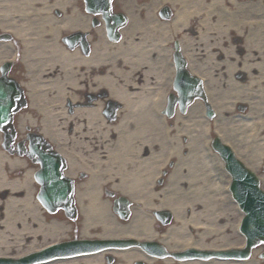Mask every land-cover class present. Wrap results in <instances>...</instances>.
<instances>
[{"label": "bare ground", "instance_id": "1", "mask_svg": "<svg viewBox=\"0 0 264 264\" xmlns=\"http://www.w3.org/2000/svg\"><path fill=\"white\" fill-rule=\"evenodd\" d=\"M7 1L10 2V0L0 1V30L13 33L16 41L0 42V63L16 56V42L19 41L22 46V61L29 66V69L31 66H36L30 69L31 72L29 71V74H32L31 83L35 85L41 83V80H38L41 71L49 76L54 73L50 69L56 65L60 67L56 78H49L50 80L47 81V84L56 86L53 99L63 100L59 89L61 87L58 85L68 83L72 85L74 72L84 76L88 71L92 72L90 69H99L107 60L115 63L116 60L122 59L130 65L131 70L137 68L139 64L142 65L145 77L143 83H147L149 76L153 77L155 92L151 94L152 99L148 102L147 98L151 91L144 84L141 98L125 108L124 111L127 113L125 119L112 128L118 131V140L121 142L106 146L103 151L107 159L104 167H107L108 172L121 175L125 183L122 187H134L139 192L147 193L150 185L146 186L149 184L150 176H145L142 172L145 170L153 172L157 168L156 163L162 161L165 151L171 147L167 146L163 139L171 138L174 159L179 152L185 149L188 152L186 158L181 157L182 159L178 160L176 157L178 161L175 173L173 177L168 178V182L173 186L172 192L174 195L178 193L177 187L181 180L180 167L188 166L192 180L205 177L206 194L200 196L199 202H208L206 216L215 224L216 233L228 232L232 216L231 208L215 201V193L221 186L211 182L212 167L206 161V151L202 141L205 142L206 138L212 135H220L225 142L231 141L238 152L248 154L257 172L264 170V6L262 5L264 0H229L233 3L229 7L225 5L228 0H206V3L203 0H171L177 4V12L171 22H161L150 12L142 22L131 21L125 29L126 37L117 45H113L114 49L110 55L106 52L102 56L94 53L92 58H83L77 49L70 51L56 42L59 29L82 28L80 22L75 20L74 13L56 23L49 18L38 20L39 10H36L33 4L41 0H21L17 5L13 3L5 5ZM197 11L203 15V19L198 27L199 38L194 39L186 32L191 30ZM171 27L185 33L181 44L188 60V68L192 74L203 80L205 101L210 102L217 114L213 120L203 115L202 101H195L185 113L178 112L174 123H165L157 117V112L162 108V97L173 75L164 49V43L168 41V36L165 35L169 33ZM231 29L235 30L237 36L245 31L244 41L237 40L238 43L236 42L235 45L228 41L226 37ZM113 63L110 67L111 71L106 73V76L115 71ZM67 66L70 68L68 69ZM34 80L37 82H33ZM224 82L229 87V91L226 90ZM221 85L223 87L220 88ZM130 115H135L132 122L127 118ZM34 124L35 121L28 113H23L19 117L20 130ZM124 127L133 131L123 134L120 130ZM44 130L48 132L46 126ZM45 136L57 149L66 152L64 149L66 145L61 142H66L70 136L65 133L61 138H55L51 133ZM131 136L137 137L134 140L136 146L142 148L148 146L151 149L148 157L139 156L138 147H134ZM181 137L186 138V141L182 142ZM157 150L160 152H156ZM70 157V174L86 167L85 164L80 166L72 160L78 158L74 151H71ZM97 162L95 167L101 166V161ZM99 175L98 173L93 176L91 180L93 185L83 186L89 200H79L83 215L81 233L90 234L95 231L102 237L132 234L139 238H153L156 234L148 220L150 216L139 208L135 209L133 221L127 226L120 227L112 223L114 217L108 212L107 203L99 197L97 186V180L100 181ZM262 176L264 187V174ZM35 185L33 170L26 165L25 160L10 154L8 150L4 151L1 147L0 258H18L67 238L66 234L70 228L66 222L43 217L40 206L34 199L37 189ZM168 201L174 207L182 204L177 198ZM147 203L145 205L154 206L153 200ZM195 216L196 214L193 215ZM176 219L183 218L177 213ZM112 225L116 226L114 232L110 229ZM173 231L178 229L170 228L167 239L174 236ZM211 233L209 229L208 235ZM177 247L175 244H170L169 250L175 251ZM258 252L259 250L255 251L256 254ZM116 257L118 262L115 264H131L139 254L131 249L120 252ZM101 260L102 255L98 254L70 261L59 259L45 264H102ZM146 262L147 264L174 263L167 258L158 261L148 258ZM206 264H264V258L256 255L241 263L210 261Z\"/></svg>", "mask_w": 264, "mask_h": 264}, {"label": "flooded vegetation", "instance_id": "2", "mask_svg": "<svg viewBox=\"0 0 264 264\" xmlns=\"http://www.w3.org/2000/svg\"><path fill=\"white\" fill-rule=\"evenodd\" d=\"M20 1L10 0L5 5L10 3L17 5ZM203 2L206 3L207 1L203 0ZM230 4L231 2L228 0L225 5L229 7ZM33 7L39 10L38 20L49 18L55 23L66 19L73 13L75 14V20L80 22L82 28L73 30L59 29L56 42L59 46L70 51L77 49L83 58L93 57L94 53L102 56L106 52L110 55L114 49L113 45H117L126 37L125 29L131 21L138 20V22H142L148 17V13L152 12L157 20L171 22L177 12L176 2L171 0H98L97 2L92 1L89 3L87 0H41L33 4ZM97 8H102L104 11L96 10ZM194 18L191 30L186 33L190 37L197 39L200 35L198 27L200 21L203 19V15L197 11ZM179 31L180 29L177 31L171 27L169 33L165 35L166 37L168 36V41L164 43L165 55L173 70L168 89L162 97V108L157 112V117L165 123H174L177 115L174 79L177 70V56H183L181 40L185 34ZM12 34L9 32L10 40L0 42H15L16 38ZM241 34L237 36L235 30L231 29L226 39L235 45L238 41H244L245 31ZM72 35L74 42L73 47H70L67 45V42ZM218 36L221 37V35ZM16 44V58L9 67V76L23 87L26 104L25 111L32 120H37L39 123L49 122L52 129H56L57 134L60 136L63 133L70 136V139H67L65 142L69 146V150L61 152V154L66 161L65 173L74 182L75 201L78 209L73 228L74 237H79L82 232L81 223L83 215L80 210L79 200H89V196L85 194L87 191L83 189V186H86V184L93 185L91 180L93 176L99 173L98 177H100V181L97 180L99 197L107 203L108 212L114 217L112 223L120 227L127 226L133 221L135 209L139 208L143 213L150 216L148 220L153 232L156 234L151 239L139 238L132 234L113 237L122 239L134 238L156 247L159 244L165 250L164 255L159 256L146 251L143 247H130L127 249L112 248L102 254V264L117 263V254L131 249H134L139 254V257L133 259L131 264H147L146 259L148 258L157 261L167 258L172 260L173 264L208 263L207 259L199 257H186L185 259L178 257L182 256L189 249L207 250L209 242L208 230L210 219L206 216V205L208 202H199L200 196L206 194L204 191V186L207 182L205 177L201 176L202 178L192 180L188 166L180 167L181 180H179L180 183L177 187L178 193H175L176 195L172 192V183L168 182V178L173 177L175 173L177 161L183 157H187L188 152L186 149L179 152V156L175 155L174 159L173 150L171 149L173 140L169 137L163 139L166 145L171 147L165 151L162 161L156 163L157 168L153 172H150V170L142 172L143 175L150 176L149 184L146 186L150 185V190L147 189V193L139 192L134 187H122L125 183L121 175L108 172L107 167H104L107 159L103 151L106 146H113L121 142V140H118V131L112 130V128L118 126L121 120L125 119L127 115L124 111L125 108L141 98V89L144 84L150 88L151 92H149L150 95L147 99L148 102L151 101V96L155 92L153 77L149 76L147 83H143L145 77L142 65L139 64L137 68L131 70L130 65L122 59L116 60L115 63L107 60L99 69H90L92 72L88 71L84 76H81L78 72H74L75 74L72 75L74 83L72 85L69 83L66 85L57 84L61 87L59 89L62 92L63 100L60 98V100L53 99L56 86L44 84L43 80L46 79V75L42 71L39 74L40 79H38L41 80V83L36 85L31 83L32 74H29V71L36 66H31L29 69V66L25 65L21 58V43L17 41ZM112 63L115 66V71L110 72V75L106 76V73L111 71L110 67ZM59 68L56 65L50 69L54 73L49 78L55 79L59 73ZM33 82L36 83L37 80ZM170 96L172 97V110L171 114H167L165 109ZM127 118H129V122H132L131 120L135 119V115H130ZM29 130L31 131V128ZM120 131L123 134H127L133 130L124 127ZM33 132H41V127H38ZM131 137L135 147L137 143L134 140L137 137ZM180 140L185 142L186 138L181 137ZM206 143L210 146L211 141L207 140ZM136 147H138L139 156L148 157L150 154L151 149L148 146L142 148L137 145ZM208 149L209 151L205 152V156L207 163L209 162L212 167L211 182L221 183L222 186V181L227 180L225 179L226 172L223 163L211 147H208ZM71 151H74L78 155L77 159H72L73 161L80 166L86 165V167H83L84 169L76 170L74 174L69 173ZM156 152L160 151L157 150ZM243 157L250 160L248 154L245 152H243ZM155 159L157 160V157ZM97 161H101V166L95 167V164L98 163ZM226 176L228 177L227 173ZM223 191V188L217 189L215 201H223ZM171 198L181 200L182 204L178 207L172 206L170 201H168ZM227 198L232 201L229 195ZM150 200L154 201L153 207L145 205ZM177 213L183 218L182 220L176 219ZM194 214H196L195 217H193ZM59 215L63 216V212H60ZM116 226L112 225L110 227L111 231L114 232ZM172 227H176L178 231H173L174 236L171 239H167L168 230ZM96 235H98V232L93 231L90 233L91 237ZM215 237L214 233L212 239L214 240ZM216 238H219V241H221V236ZM170 244L177 245V250H169ZM217 261L223 262L221 260Z\"/></svg>", "mask_w": 264, "mask_h": 264}, {"label": "water", "instance_id": "3", "mask_svg": "<svg viewBox=\"0 0 264 264\" xmlns=\"http://www.w3.org/2000/svg\"><path fill=\"white\" fill-rule=\"evenodd\" d=\"M12 110L11 103L9 102V99L7 98V94L2 86H0V125L7 123L10 120V112ZM48 170L49 173H53L52 168L49 167ZM38 180H43L47 178L48 184L46 187V191L43 193L44 195L51 194L53 195L52 199H45L44 197L41 199L43 203H52V204H63L65 201L61 200V196L63 195V191L61 188V185L54 180L51 175L46 177L45 173L41 172L37 176ZM42 194V195H43ZM261 203H264L261 202ZM257 227L259 230H264V217H258L257 219ZM247 231H250L246 228ZM64 246H57L53 249H49L47 251L39 252L31 254L27 257H24L22 259H1L0 258V264H32L38 260L46 259L47 256L45 254L47 253H53V252H61V251H68L64 249ZM46 256V257H45Z\"/></svg>", "mask_w": 264, "mask_h": 264}, {"label": "rangeland", "instance_id": "4", "mask_svg": "<svg viewBox=\"0 0 264 264\" xmlns=\"http://www.w3.org/2000/svg\"><path fill=\"white\" fill-rule=\"evenodd\" d=\"M229 240L227 238L224 240V243L228 244Z\"/></svg>", "mask_w": 264, "mask_h": 264}]
</instances>
